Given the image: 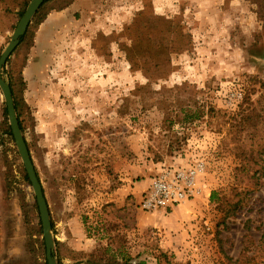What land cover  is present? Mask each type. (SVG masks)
Here are the masks:
<instances>
[{
    "label": "rangeland",
    "instance_id": "374dc122",
    "mask_svg": "<svg viewBox=\"0 0 264 264\" xmlns=\"http://www.w3.org/2000/svg\"><path fill=\"white\" fill-rule=\"evenodd\" d=\"M30 1L0 0V54ZM43 12L4 74L58 264L120 263V251L147 264H264V0H48ZM8 128L0 89V264H45ZM198 163L183 218L179 205L141 208L162 171Z\"/></svg>",
    "mask_w": 264,
    "mask_h": 264
},
{
    "label": "water",
    "instance_id": "95a60500",
    "mask_svg": "<svg viewBox=\"0 0 264 264\" xmlns=\"http://www.w3.org/2000/svg\"><path fill=\"white\" fill-rule=\"evenodd\" d=\"M48 0H31L20 18L16 28L13 31L10 42L0 54V89L2 91L4 101L7 108L9 123L14 137L16 146L27 172L28 178L33 187L36 202L39 209L40 220L43 228V236L46 247L47 264H58L55 255V238L52 228L51 214L49 205L43 190L41 181L37 175L35 165L33 163L28 144L20 126L15 99L10 82L5 78L4 67L8 58L20 43V37L23 36L31 23L33 17L39 11L43 3Z\"/></svg>",
    "mask_w": 264,
    "mask_h": 264
},
{
    "label": "built area",
    "instance_id": "2783aa9c",
    "mask_svg": "<svg viewBox=\"0 0 264 264\" xmlns=\"http://www.w3.org/2000/svg\"><path fill=\"white\" fill-rule=\"evenodd\" d=\"M200 163L187 169H167L156 176L143 194L140 205L147 211L172 209L194 196Z\"/></svg>",
    "mask_w": 264,
    "mask_h": 264
},
{
    "label": "trees",
    "instance_id": "16d2710c",
    "mask_svg": "<svg viewBox=\"0 0 264 264\" xmlns=\"http://www.w3.org/2000/svg\"><path fill=\"white\" fill-rule=\"evenodd\" d=\"M47 2H48V1H46L45 3H43V5L41 6L40 10H39V11L37 12V14H36V17H35V18H38V21H39L40 23L44 21V19L46 18L47 14L49 13V12H45V13L43 12V10H44V8H45V4H46ZM59 9H60V8H59ZM23 13H24V10L21 11V14H23ZM28 34H29V29H27L26 33H25L23 36L20 37V43H22V42L25 41V38H26V36H28ZM10 84H11L12 91H13V93H14V83H13V82H10ZM15 105H16V109L18 110V102H17V100H15ZM5 114H6V109H5ZM18 114H19V112H18ZM18 119H19L20 126L22 127V123H21V121H20L19 115H18ZM7 133H9L10 135H12V131H11L10 128L7 129ZM36 171H37V170H36ZM37 175H38V173H37ZM38 177H39V175H38ZM39 179H40V178H39ZM238 204H239V203L237 202L236 205L234 206V210H236ZM39 231H41V225H40ZM43 244H44V243L42 242V247H43L42 252H43L44 258L46 259V255H45V253H46V249H45V247H44ZM112 252H113V251H112ZM125 254H126V253H125L124 251H120L119 253L116 252L115 254H114V253L111 254V258H112V259L115 258L117 255H118V256H121V262L119 263L118 261H114L113 263H110V264H147L146 259H142V258L140 257V255H137L135 258H132V257H130L129 255L127 256V255H125ZM161 255L164 256V257H166V254L163 253V252L161 253ZM90 256H91V258L88 259V260L86 261V263H87V264H89V263H91V264L95 263L94 261L97 260L98 257H95L93 254H91ZM82 263H83V262H82ZM45 264H47V260L45 261ZM158 264H160V263H158Z\"/></svg>",
    "mask_w": 264,
    "mask_h": 264
},
{
    "label": "crops",
    "instance_id": "0c3cea01",
    "mask_svg": "<svg viewBox=\"0 0 264 264\" xmlns=\"http://www.w3.org/2000/svg\"><path fill=\"white\" fill-rule=\"evenodd\" d=\"M51 16V15H50ZM49 16V17H50ZM49 17H48V19H49ZM46 19V18H45ZM48 19H47V21H44V23H42L44 26L47 24V22H48ZM190 206V203L188 202V203H183V204H181V205H179L177 208H175L174 210H173V212H172V214L177 218V219H179L180 217H182L183 218V216H185V210H186V208L187 207H189ZM183 223V222H182Z\"/></svg>",
    "mask_w": 264,
    "mask_h": 264
}]
</instances>
